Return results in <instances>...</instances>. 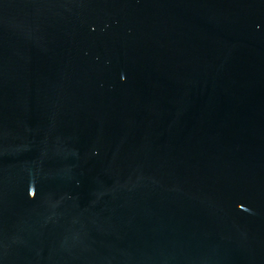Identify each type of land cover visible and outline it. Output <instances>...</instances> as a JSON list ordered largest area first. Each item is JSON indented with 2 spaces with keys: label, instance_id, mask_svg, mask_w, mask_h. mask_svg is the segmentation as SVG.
<instances>
[{
  "label": "water",
  "instance_id": "95a60500",
  "mask_svg": "<svg viewBox=\"0 0 264 264\" xmlns=\"http://www.w3.org/2000/svg\"><path fill=\"white\" fill-rule=\"evenodd\" d=\"M0 264H264V0H0Z\"/></svg>",
  "mask_w": 264,
  "mask_h": 264
}]
</instances>
